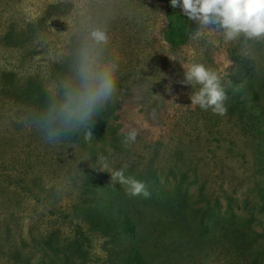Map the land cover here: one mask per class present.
Listing matches in <instances>:
<instances>
[{"label":"rangeland","instance_id":"374dc122","mask_svg":"<svg viewBox=\"0 0 264 264\" xmlns=\"http://www.w3.org/2000/svg\"><path fill=\"white\" fill-rule=\"evenodd\" d=\"M182 13L172 7L175 24L186 28L185 42L172 48L163 37L166 0H0V264H17L10 255L16 246L32 264H124L131 237L112 239L77 206L91 174L125 191L108 172L121 169L150 195L185 197L181 205L139 204L134 240L144 264H264V42L243 56L242 39L225 41ZM86 23L107 24V51L119 64L117 93L105 107L112 113L95 118L101 140L77 134L48 143L34 127L46 108L30 90L49 95ZM192 63L221 78L225 115L191 104L200 86L181 81ZM249 78L239 91L247 100L232 103L229 96ZM116 126L138 129L135 143L125 147L121 136L110 145ZM47 236L50 250L31 240ZM239 239L257 255L242 256Z\"/></svg>","mask_w":264,"mask_h":264},{"label":"clouds","instance_id":"9594fccd","mask_svg":"<svg viewBox=\"0 0 264 264\" xmlns=\"http://www.w3.org/2000/svg\"><path fill=\"white\" fill-rule=\"evenodd\" d=\"M170 3L173 8L180 7L190 20L197 21L198 29H216L228 42L242 39L240 53L243 56L251 55L252 43L264 42V0H170ZM108 44L106 23L103 26L85 24L67 72L53 85L46 110L34 126L48 143H59L77 134H83L88 140L92 138L95 118L114 101L117 93L119 64L109 55ZM184 69L181 83L200 86L191 94V104L225 115L228 97L219 75L202 63H192ZM170 90V85H166V91ZM120 135L123 145L130 147L139 132L135 127H129ZM106 168L100 170L108 171ZM108 172L113 181L125 186L129 197L150 196L145 183L133 176H125L123 169Z\"/></svg>","mask_w":264,"mask_h":264},{"label":"trees","instance_id":"16d2710c","mask_svg":"<svg viewBox=\"0 0 264 264\" xmlns=\"http://www.w3.org/2000/svg\"><path fill=\"white\" fill-rule=\"evenodd\" d=\"M182 15H185L182 13ZM166 24L163 28L164 40L172 47H180L186 39L185 27L178 26L175 24L174 17L172 16V6L170 0H166ZM243 59L240 55L234 54L232 60L244 67L249 69V67L244 65ZM234 83L238 86V81L235 80ZM247 86H240L237 92L232 93L229 97L232 103L237 104L238 101L247 100L246 97L242 96L239 91H246L251 85V79H246ZM31 94L36 99V103L39 109L47 107V102L49 99L48 92L45 89L35 86L31 88ZM253 95L252 99L257 96L255 91L251 92ZM251 99V100H252ZM246 109V108H244ZM46 110V109H45ZM259 111L252 114L253 117L259 115ZM104 118H108L112 111L108 108H104L99 112ZM93 138L96 141L101 140L104 136L101 134V127L93 126L92 129ZM121 131L119 127L116 126L113 130V134L109 140L110 145H115V140L120 135ZM79 193L81 194V202L78 204V209L83 214L85 219L95 228L100 231L109 232L112 239H117L120 242L123 238L131 237V241L134 243H127L129 245L127 251L123 253L120 258L124 260V264H144L145 263V251L140 245L135 241L137 236L138 228L141 223V211L139 210V204L144 203H156L161 204L162 199L165 201H172L171 206L177 204L181 205L185 203V197L181 195H171L170 192L160 191L157 194L150 195L148 198L143 196L129 197L126 195L124 190L118 189L116 187L107 184L104 179L98 174L89 175L83 184L79 187ZM170 197V198H169ZM35 241L38 239V246L41 245L42 248L50 250L53 248L51 244L50 237H32L31 240ZM125 245V244H124ZM126 245V246H127ZM234 247L243 254L245 257H253L254 254L251 251L252 245H247L246 241L239 239L235 243ZM35 248L36 245H35ZM125 250L124 247H119V250ZM29 252H21L18 246H16L11 252V256L17 264H32L29 257Z\"/></svg>","mask_w":264,"mask_h":264}]
</instances>
